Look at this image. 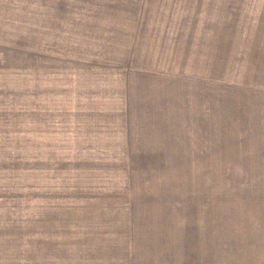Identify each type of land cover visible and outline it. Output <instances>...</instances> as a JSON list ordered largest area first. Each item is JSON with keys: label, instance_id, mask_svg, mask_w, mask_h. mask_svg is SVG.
<instances>
[{"label": "rangeland", "instance_id": "374dc122", "mask_svg": "<svg viewBox=\"0 0 264 264\" xmlns=\"http://www.w3.org/2000/svg\"><path fill=\"white\" fill-rule=\"evenodd\" d=\"M79 5L136 24L146 71L172 88L152 96L178 126L169 161L77 146ZM263 116L264 0H0L1 245L77 264L100 234L249 228L264 219Z\"/></svg>", "mask_w": 264, "mask_h": 264}, {"label": "crops", "instance_id": "0c3cea01", "mask_svg": "<svg viewBox=\"0 0 264 264\" xmlns=\"http://www.w3.org/2000/svg\"><path fill=\"white\" fill-rule=\"evenodd\" d=\"M80 7L73 46L77 49V146H86L90 160L98 157L99 150L107 160H128V151L121 146L149 144L153 146L150 151L161 150L153 155L164 154L169 161L177 150V140L170 135L178 126L167 120L166 104L160 102L155 108L152 96L156 91L170 94L172 88L162 84V76L146 71L144 55L138 52L136 24L128 17L125 20L123 7L124 13L107 10L102 15L98 9ZM93 146L97 153L92 152ZM249 224L233 232L207 228L201 232L100 234L105 243L77 249V264H264V219L250 218ZM1 237L0 264L57 262L45 259L44 253L48 254L43 250L3 247Z\"/></svg>", "mask_w": 264, "mask_h": 264}]
</instances>
